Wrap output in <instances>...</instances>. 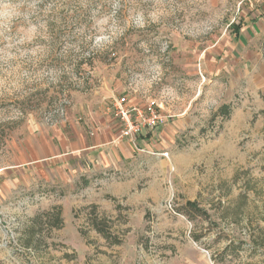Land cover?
I'll return each mask as SVG.
<instances>
[{"label":"rangeland","instance_id":"1","mask_svg":"<svg viewBox=\"0 0 264 264\" xmlns=\"http://www.w3.org/2000/svg\"><path fill=\"white\" fill-rule=\"evenodd\" d=\"M263 24L264 0H0V264H264ZM120 95L164 124L81 167L60 145Z\"/></svg>","mask_w":264,"mask_h":264},{"label":"crops","instance_id":"2","mask_svg":"<svg viewBox=\"0 0 264 264\" xmlns=\"http://www.w3.org/2000/svg\"><path fill=\"white\" fill-rule=\"evenodd\" d=\"M257 22H254L256 24ZM264 25V24H263ZM132 102V101H131ZM164 124V123H163ZM122 129L121 120L117 119L114 114L107 116L98 123L94 133L90 135L82 130L77 134V139L72 141V146H66L64 150H68L67 154L78 153L80 156L81 167H88L90 165V160L95 156L97 167H104L117 163L121 156H127L132 154L131 142L120 136ZM153 130V133L157 130ZM143 136V134L140 135ZM52 148V146H50ZM82 158V159H81Z\"/></svg>","mask_w":264,"mask_h":264},{"label":"built area","instance_id":"3","mask_svg":"<svg viewBox=\"0 0 264 264\" xmlns=\"http://www.w3.org/2000/svg\"><path fill=\"white\" fill-rule=\"evenodd\" d=\"M158 106L155 101L141 105L132 103L128 95L118 96L113 106V114L122 122L120 135L134 143L141 134L158 128L165 122V116Z\"/></svg>","mask_w":264,"mask_h":264},{"label":"trees","instance_id":"4","mask_svg":"<svg viewBox=\"0 0 264 264\" xmlns=\"http://www.w3.org/2000/svg\"><path fill=\"white\" fill-rule=\"evenodd\" d=\"M231 112V105L230 104H227V105H224L222 107H220L218 109V111L215 113V115H221L223 117H227L229 116ZM1 181V180H0ZM188 206L194 211V212H197L198 214H205L204 212V209L201 208L200 206L197 205V203L195 201H189L188 202ZM96 226V225H95ZM96 228L98 230H100V232H103V230L100 229V227H98V225L96 226Z\"/></svg>","mask_w":264,"mask_h":264}]
</instances>
